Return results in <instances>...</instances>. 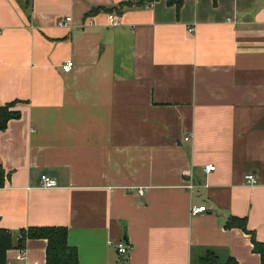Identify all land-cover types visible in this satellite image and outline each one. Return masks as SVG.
<instances>
[{
  "label": "crops",
  "instance_id": "crops-1",
  "mask_svg": "<svg viewBox=\"0 0 264 264\" xmlns=\"http://www.w3.org/2000/svg\"><path fill=\"white\" fill-rule=\"evenodd\" d=\"M124 1L0 0V105L19 112L0 131V227H65L81 264H193L204 247L260 264L264 0ZM47 245L8 263L46 264Z\"/></svg>",
  "mask_w": 264,
  "mask_h": 264
},
{
  "label": "trees",
  "instance_id": "trees-1",
  "mask_svg": "<svg viewBox=\"0 0 264 264\" xmlns=\"http://www.w3.org/2000/svg\"><path fill=\"white\" fill-rule=\"evenodd\" d=\"M154 0H135L134 3L144 4ZM168 4H180V0H167ZM133 2L126 0L119 4V7L129 6ZM15 102L0 105V131L4 130L10 119L19 116V112L13 110ZM8 173L0 163V189L4 187ZM240 227L246 229V219L238 217H229L225 222V227ZM18 234L22 237L16 238V233L0 227V264L8 263V250L13 247L25 248L28 238H45L47 245V261L46 264H81L78 259V252L75 247L68 243V232L65 227L61 226H36L27 229H21ZM252 234V233H251ZM253 249L260 255V264H264V242L255 240L253 234L251 236ZM118 264H125L120 262ZM193 264H238L237 261L230 255L221 257L216 249L204 247L196 253L193 259Z\"/></svg>",
  "mask_w": 264,
  "mask_h": 264
},
{
  "label": "built area",
  "instance_id": "built-area-1",
  "mask_svg": "<svg viewBox=\"0 0 264 264\" xmlns=\"http://www.w3.org/2000/svg\"><path fill=\"white\" fill-rule=\"evenodd\" d=\"M71 22H72V17L70 15L62 16V17H60L57 20V24L59 26H69V25H71ZM109 22H110V24H113V25L118 24V22H119L118 17L114 16L113 14H110L109 15ZM263 34H264V27H263ZM73 66H74V62L72 60H69L65 64H63V70L69 71V70L73 69ZM187 139H188V137H184V140H187ZM214 168H215V166L213 164H207V165L204 166V170H205L206 173L210 172ZM245 180H246L247 183H250V184L256 182V178L252 174H247L245 176ZM41 182H42V185L44 187H54V186L58 185V182H57V180L55 178H52V177H50V176H48L46 174L42 175ZM187 187L189 189H192L194 187V185L190 183V184L187 185ZM139 191L142 192L141 189H139ZM204 210H206V206L205 205H201V206L192 205L190 207V211H191L192 214H196V213H199V212L204 211ZM19 237L21 238L22 235L19 234ZM116 247H117L118 252L123 254V255L128 252V247L123 241H119L116 244ZM24 254H25V248H21L20 249L19 258H23Z\"/></svg>",
  "mask_w": 264,
  "mask_h": 264
}]
</instances>
